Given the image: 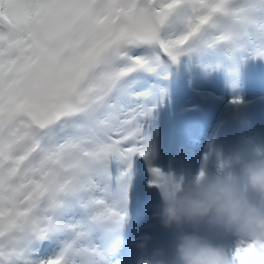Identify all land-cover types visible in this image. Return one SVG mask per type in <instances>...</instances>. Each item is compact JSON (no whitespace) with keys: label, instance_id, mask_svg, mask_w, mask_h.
Returning a JSON list of instances; mask_svg holds the SVG:
<instances>
[{"label":"snow or ice","instance_id":"6c2138e0","mask_svg":"<svg viewBox=\"0 0 264 264\" xmlns=\"http://www.w3.org/2000/svg\"><path fill=\"white\" fill-rule=\"evenodd\" d=\"M224 47L229 73L264 57V0H0V264H111L92 235L126 218L137 154L149 186L177 179L152 164L165 90L138 86ZM81 194L88 221L61 223L62 197ZM45 242L63 246L44 258Z\"/></svg>","mask_w":264,"mask_h":264},{"label":"clouds","instance_id":"9594fccd","mask_svg":"<svg viewBox=\"0 0 264 264\" xmlns=\"http://www.w3.org/2000/svg\"><path fill=\"white\" fill-rule=\"evenodd\" d=\"M160 194V202L149 208L164 228L174 231L171 251L150 249L154 238L142 233L136 264H264V146L224 159V167L215 171L205 165L194 175L179 176ZM130 221L128 213L119 229ZM202 225L231 243L202 234ZM185 226L192 230L184 231Z\"/></svg>","mask_w":264,"mask_h":264},{"label":"bare ground","instance_id":"6f19581e","mask_svg":"<svg viewBox=\"0 0 264 264\" xmlns=\"http://www.w3.org/2000/svg\"><path fill=\"white\" fill-rule=\"evenodd\" d=\"M209 53H211V52H209ZM222 55H223V57H222L223 59H226L227 58V56H225V55H228V58L230 59L229 51H225ZM216 60H218V59H216ZM215 84H205L204 83V84H201V85H198V84L195 85V87L198 89V91L204 94L202 96H200L198 94L197 95H194V93L192 95L190 91L183 90L184 92H186V93L188 92L189 94H191V96L188 98L189 101L187 100L188 102L187 103H184L182 107L187 106V107L194 108V110H197L195 108H199V105H198L199 103L198 102L203 103V101H204V103L202 104V106L205 103H209L211 105V108H210V110H209V112L207 114V118L209 120H212L213 122L222 121L221 133L218 136L217 140L215 142H213L211 145H207V144H205V142H203V145L206 148L207 153L209 152V159L208 160H210V161H219L221 158L223 160L224 159H227V158H230V157L234 156L235 154H237L238 152H240L242 150H246L248 148V147H246L247 144L241 141V139L244 136L241 139H236L233 136L232 131L238 125H244L245 126V129L247 131L250 130L252 127H255L254 125L257 122L255 123V117L254 116L252 117L251 116V112H249V108L250 107H248V109H247L246 108L247 105L246 106H243V105H245L246 103H250L251 106L252 105L254 106L255 103L259 102L261 100V98H262V97L259 98V96H257V93H258L256 91L257 89L255 87L253 88V85H252V88H246V89L245 88H243V89L238 88V89H235L234 91H232V88H227L229 85L224 88V87L217 86ZM193 91H195V90H193ZM214 96H215V98H214ZM237 96L243 98V103L234 104V103L231 102L232 99L229 100V98L237 97ZM208 98H210V99H208ZM217 98H219L218 101H217ZM226 101H228V102H226ZM161 103H165V101L163 100ZM227 103H228V105H227ZM250 105H248V106H250ZM233 106L234 107H238L239 106V107L238 108H234V109H232V108L227 109V107H233ZM261 107H263V106H261ZM242 110H244L246 112V115H245L246 117L244 119H240L238 117H237V120L236 121H234V119H231V117H230V114L231 113H233L234 111H237L239 114H241V112L243 113ZM166 111L168 113H170V111L168 109H166ZM155 126H157V125H155ZM257 126H258L259 130L261 129V131H260L259 134H262L261 132L264 131V124L263 123L261 125L258 124ZM155 132H157V130ZM256 133H258V131ZM253 135H255V134H253ZM258 136L256 135V137H258ZM255 138L253 139L252 143H255L256 142V141L254 142ZM253 145H255V144H253ZM186 146L188 147V149H189V146L192 147L191 149H189L190 152H192V151L194 152V150L197 148L196 147L197 145H189V144H187ZM223 146L225 148L224 151L221 150V148H223ZM247 146H249V145H247ZM188 149L186 148L185 156L183 157L184 159L187 158V150ZM152 164L156 166L157 163L156 162H153ZM191 167L192 166H190V165L189 166L186 165L185 168L183 166V169L176 168L174 174L177 177L182 176V175L183 176H189ZM169 170L172 171V168L171 169H165L164 171L167 173ZM141 177L142 178L146 177V174H143ZM114 189H115V186H114L113 190ZM132 194L135 195L133 192H132ZM254 196H255V194H254ZM137 197L138 196H134L135 199ZM82 198L84 199L83 196H82ZM135 199H133V201L130 202V204H135V201H134ZM137 208H138V206H136V209ZM136 209H134V212H135ZM138 209L139 210L137 212L141 211L142 213L143 212L145 213V210L142 211L140 208H138ZM58 218H60V217H58ZM137 219H138L137 217H132L131 216V221L127 225V227L125 228V234H126V236H129V235L132 234L133 230L135 229L134 227H136V224H137V221H138ZM188 229H189V226H185L184 231H188ZM53 255H56V251L55 250H53L50 253H47L46 254V256H53ZM120 264H124V263H120Z\"/></svg>","mask_w":264,"mask_h":264},{"label":"rangeland","instance_id":"374dc122","mask_svg":"<svg viewBox=\"0 0 264 264\" xmlns=\"http://www.w3.org/2000/svg\"><path fill=\"white\" fill-rule=\"evenodd\" d=\"M230 50V49H229ZM231 50L229 51V55L231 56ZM196 59L194 60V57H191V55L190 54H187V55H185V56H183V57H181V59H180V62L181 63H183V64H185L187 67H188V78L194 83V85H201V84H215V85H217V86H220V87H227L228 85V87L227 88H232V91H234L235 89H238V88H240L241 86H243V87H246V85H247V83L250 81L249 80V77L248 76H245L244 78H242V80H239V81H237V83H236V81H232V82H229V80H227V79H224V78H222V74L225 76L226 74H230V75H232V76H240V77H242L243 76V69H244V67H246L247 65H249V64H255V63H257V62H262V61H264V57H261V58H257L255 55H253L252 54V52L251 51H248V52H245L244 54H243V56L239 59V61H238V63L236 64V66H235V71H233V72H231V73H229L228 71H227V69L228 68H224V67H222L221 65H219V64H216V65H212V64H207V63H203L201 60H199L197 57H195ZM231 66H232V63H229ZM218 65H219V67H218ZM230 66V67H231ZM220 68V69H219ZM164 69V68H163ZM162 70V69H161ZM160 70V71H161ZM210 70V71H209ZM226 71V72H225ZM223 72V73H222ZM221 74V75H220ZM226 81H227V83H226ZM221 82V83H220ZM224 83V84H223ZM235 84V87H233L232 86V84ZM237 84H239V85H241V86H237ZM191 89H193V90H195V91H193L192 90V95H193V93L195 94V95H200V96H202V95H204L203 93H201V92H199L198 91V89L194 86L193 88H191ZM241 89H243V88H241ZM187 91H189V90H187ZM182 92V93H181ZM180 92V94L179 95H177V96H173V95H170V97H167L169 100H170V103H169V105H171V107L172 108H170V109H175V108H177V107H179L181 104H183L185 101H187V100H189L188 98L191 96V94H189L188 92V94L186 93V92H184V91H181ZM182 95V96H181ZM257 96H259V98L261 97V96H263L262 95V93H258L257 94ZM184 97V98H183ZM214 98H215V96H214ZM233 98V97H232ZM232 98H229V100H231ZM218 99L219 98H217V101H218ZM172 102V103H171ZM226 102H228V101H226ZM262 98H261V100L259 101V102H257V103H255V105L253 106H251L250 105V103H246L245 105H243V106H246V108L248 109V107H250L249 108V112H251V116L253 117H255V123L257 122L259 125H261L262 123L264 124V104H262ZM176 103V104H175ZM258 104V105H257ZM227 105H228V103H227ZM248 105H250V106H248ZM260 105V106H259ZM261 106H263V107H261ZM252 107V108H251ZM256 107V108H255ZM232 109H233V107H232ZM252 109V110H251ZM234 113V112H233ZM233 113H231V114H233ZM259 114V115H258ZM255 124L254 126L255 127H253L251 130H250V132H248V134H246L245 136H244V139H243V142H245L247 145H249V146H246V147H248L247 149H251V148H254V147H256V146H261L263 143H264V131L263 132H261L262 134H259L260 133V131H261V129L259 130V128H258V124ZM151 124H153L152 126V128L154 129V134L156 135V140L157 141H155L156 143H154V146H155V148H156V150H155V155H157V151H164V149H165V140H161L160 141V138H159V129L161 128V126H162V120H161V122H160V120H156V119H153L152 121H151ZM155 125H157V126H155ZM257 126V127H256ZM157 130V132H155ZM258 131V133H256ZM158 133V134H157ZM253 134H255V135H253ZM256 135L258 136V137H256ZM158 136V137H157ZM254 136V137H253ZM263 136V137H262ZM155 137V136H154ZM256 137V138H255ZM252 138V139H251ZM255 138V140H254V142L255 143H252V141H253V139ZM247 139V140H246ZM259 140V141H258ZM252 144V145H251ZM253 144H255V145H253ZM251 146V147H250ZM187 149H188V147H186ZM192 147H190L189 146V149H191ZM171 150H169L168 152H166V153H168V154H171V152L173 151V148H170ZM189 149L187 150V158L186 159H184L183 161L182 160H180L179 162H180V164L178 165V167L181 169H183V166H184V168L186 167V165L187 166H192V163L191 162H195L196 161V158H197V154H198V150L197 149H195L194 150V152L192 151V152H190L189 151ZM165 152V151H164ZM185 152H186V150H185ZM185 152H184V156H185ZM183 156V157H184ZM138 157H141L139 154H137V156L135 157V158H138ZM176 157H177V155H176V153L174 154V156H171V161L172 162H175V159H176ZM189 162V163H188ZM183 163V164H182ZM161 165V163H159V166ZM155 166V165H154ZM120 165L117 163V162H113V164H112V171H113V175L114 176H116V175H118L119 174V169H120ZM156 167H158V165H156ZM188 168V167H187ZM186 168V169H187ZM173 170V169H172ZM189 175H191V169H190V174ZM103 186V185H102ZM139 187H140V185H139V181L138 180H136V179H134V181H133V183H132V188H133V192L134 193H138L139 194ZM136 191V192H135ZM86 195V198H85V201L89 198V194H85ZM96 195H100V193H96ZM84 201V202H85ZM87 210V209H86ZM90 213H91V211H90ZM79 222V221H78ZM75 223H77V220L76 221H74V222H72V223H70V224H75ZM64 224H66L65 222H64ZM67 236H69V238H67V239H64V240H71V239H73L74 238V234L72 233V232H66L65 233ZM63 246V244L60 246V248ZM60 248H58V250L57 251H59L60 250ZM56 251V252H57Z\"/></svg>","mask_w":264,"mask_h":264}]
</instances>
